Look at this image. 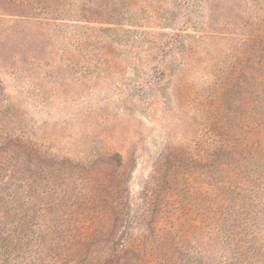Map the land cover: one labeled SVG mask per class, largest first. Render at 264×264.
I'll use <instances>...</instances> for the list:
<instances>
[{
    "label": "rangeland",
    "instance_id": "1",
    "mask_svg": "<svg viewBox=\"0 0 264 264\" xmlns=\"http://www.w3.org/2000/svg\"><path fill=\"white\" fill-rule=\"evenodd\" d=\"M74 1L0 0V193H17L7 221L23 245L64 251V264L117 240L137 243L133 264H264V212L161 162L203 131L196 100L217 89L214 75L226 80L242 41L264 36V0H80L84 17ZM237 81L241 114L243 66Z\"/></svg>",
    "mask_w": 264,
    "mask_h": 264
},
{
    "label": "trees",
    "instance_id": "2",
    "mask_svg": "<svg viewBox=\"0 0 264 264\" xmlns=\"http://www.w3.org/2000/svg\"><path fill=\"white\" fill-rule=\"evenodd\" d=\"M80 2V0L74 1L75 12L77 17H84L88 11L84 9L85 6L82 10L78 9ZM261 25L264 29V25ZM161 44V48H174V41H163ZM241 45L242 60L237 58L239 62L232 67V73L225 77L226 80L216 73L214 76L219 80L217 89L212 91L211 88L209 98L199 97L196 100L198 111L201 113L203 131L194 133L186 139L176 140V143L161 155V162L173 161L176 166L183 167L184 176L195 180L201 179V175H204L206 179L202 178L198 181V185L201 186L202 182H213V186L219 190L218 199L224 198L223 195L229 193L245 194L244 198L248 197L246 213L248 211L262 213L264 212V36L248 37ZM189 46L187 43L186 47L180 45L179 49L182 51L178 52L179 56L184 57L186 50L190 49ZM242 66L246 72L247 95L243 112L238 114L237 110H231V103L236 97L238 72ZM157 70L159 80L164 70L160 68ZM187 91L191 92L189 89ZM3 170V163L0 161V190L3 187ZM161 177V173L155 171L152 182L157 185ZM157 187L150 186L146 193L150 204H154L151 194L157 190ZM15 194L17 193L8 199L4 193H0V264H54L57 260L64 264V260L68 258L64 251L48 256L43 251L45 249L43 246L33 252L34 250L23 245L25 237L21 226L17 222L10 224L7 221L8 216L18 215ZM10 205L14 206L12 212ZM7 206L10 208L6 209ZM89 235H84L80 239L81 244H86L84 248L87 250L93 240ZM129 243L127 245L121 240L113 241L106 251L97 255L89 254L84 249L78 251L76 242L70 243L68 240L65 245L71 250L73 247L76 248L74 255L77 256L79 264H133L128 256L139 249L136 242L130 240ZM134 262L139 264L140 261Z\"/></svg>",
    "mask_w": 264,
    "mask_h": 264
}]
</instances>
